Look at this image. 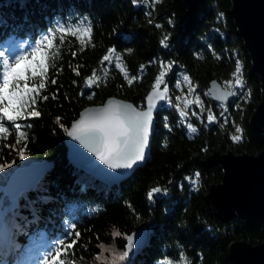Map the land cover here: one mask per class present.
Returning a JSON list of instances; mask_svg holds the SVG:
<instances>
[{
  "label": "trees",
  "instance_id": "obj_1",
  "mask_svg": "<svg viewBox=\"0 0 264 264\" xmlns=\"http://www.w3.org/2000/svg\"><path fill=\"white\" fill-rule=\"evenodd\" d=\"M231 9L232 0H205L184 31L182 0H144L139 7L129 0H0V51L8 55L11 40H42L39 47L47 66L43 75L24 82L29 87L46 84L36 105L30 100L35 93L26 97L25 115L35 108L41 116L18 121L32 125L22 129L29 133L26 159L3 147L15 144L11 132L7 139L0 134V165H12L0 172V186L20 166L54 163L32 191L15 200L0 188V205L12 206L0 220V264H19L31 238L46 234L53 250L63 247L58 240L71 243L75 231L81 237L70 253H62L65 264H238L229 255L232 241H264V223L248 225L238 216L222 220L206 198L210 185L223 177L220 165L205 164L209 155L264 150V132L250 121L261 101L262 82ZM81 17L91 28L84 38L69 31ZM165 37L167 47L161 44ZM105 55L109 61H103ZM162 71L168 99L157 113L147 163L111 184L73 166L66 158L63 135L80 111L110 96L143 108ZM237 75L242 88L235 86ZM90 78L94 83L88 87ZM212 79L234 90L229 102L212 99ZM177 91L192 103L176 99ZM234 135H240V141H233ZM22 147L23 142L16 145L17 150ZM153 188L161 191L149 199ZM142 225L150 230L149 244L135 258L119 261L125 237ZM114 231L121 236L113 237ZM101 245L107 251L102 252Z\"/></svg>",
  "mask_w": 264,
  "mask_h": 264
},
{
  "label": "water",
  "instance_id": "obj_2",
  "mask_svg": "<svg viewBox=\"0 0 264 264\" xmlns=\"http://www.w3.org/2000/svg\"><path fill=\"white\" fill-rule=\"evenodd\" d=\"M134 7H139L144 0H129ZM186 12L184 14V31L194 21L197 7L205 0H182ZM236 21L239 33L242 35L246 47L249 49L253 71L257 72L262 82V97L255 112L251 116V124L255 129L264 132V0H232L230 10ZM164 85L155 86L149 90L145 97L143 108L136 106L132 101L117 96L108 97L103 103L87 105L79 116L73 120L67 130L80 119L86 116H95L102 109L110 105H127L136 111H148V97L153 96V109L149 123V142L145 146V156L136 162L131 169H110L99 160L95 153L90 151L80 141L63 135L66 148V158L75 167L90 172L93 177L104 183H116L143 167L150 158L153 136L157 127V113L160 111L167 98L161 100L156 95L162 93ZM208 92L217 102L227 103L233 97L232 88L225 87L219 80L212 79ZM206 165H220L223 168V177L217 184L209 187L206 195L207 201L213 207L220 219L238 216L248 225L264 223V150L258 154L234 153L232 150L225 152L214 151L205 160ZM52 161H32L27 165L16 168L7 178L3 190L11 200L17 199L21 193L32 191L37 183L53 168ZM133 237V245L129 258H135L151 240L150 230L147 225H142L130 232L125 237L124 251L127 249V237ZM229 255L238 264H264V241L253 245L245 240L232 241L228 246Z\"/></svg>",
  "mask_w": 264,
  "mask_h": 264
},
{
  "label": "snow or ice",
  "instance_id": "obj_3",
  "mask_svg": "<svg viewBox=\"0 0 264 264\" xmlns=\"http://www.w3.org/2000/svg\"><path fill=\"white\" fill-rule=\"evenodd\" d=\"M156 27H160V25H156ZM59 31H63V29H59ZM90 33L91 28H88L85 35H90ZM72 34L75 35V32ZM44 40L48 41L49 44L52 43L47 36L44 37ZM166 40L167 37L161 41V44L165 47H167ZM39 43H43V41ZM61 43H63V40H61ZM109 51L113 50L110 49ZM109 60V55L103 56V61ZM45 61L46 57L42 54L39 44L37 48L33 49L31 59H28L25 54L17 56L9 53L6 55L5 52L0 51V134H3L4 139L8 138L10 132L14 135L15 144L11 146L5 144L3 147H9L12 150L18 151L20 160L26 159L25 150L27 149L29 140L28 131L22 129H30L32 125L30 123L22 124L18 121H29L41 116V112L35 110V108L25 115V110L28 106L26 97H28L29 93H35L36 95L31 97L30 100L31 105H36V97L39 96L40 90L45 89L46 84L41 81L38 86L29 87L25 83L23 88H21L19 82L28 79L26 73L29 70L33 77L43 75L47 71ZM167 67L170 68L171 64L169 63ZM235 72L237 74L241 72L239 62H237ZM164 76L165 72H160L159 78L156 81L157 87L163 82ZM183 79L187 81L188 76H184ZM51 83L56 84L57 81L52 80ZM93 83L94 81L90 78L88 87H91ZM128 83L131 84L132 81L129 80ZM229 84L231 85L232 82L229 81ZM235 86L238 88L243 87V81L239 75L236 76ZM167 91L168 89L165 87L162 93H157L156 95L159 99L163 100L165 99L164 93H167ZM231 94L235 95L236 93L232 92ZM52 98L55 99L56 97L53 96ZM48 99V96L43 97L45 101ZM147 99L148 111L139 112L127 105H117L115 107L110 105L108 108L102 109L95 116H86L80 119L72 126L70 131L67 129L65 131H67L68 136L80 141L81 144H84L85 147L94 152L96 157L106 164L108 168L131 169L136 162L144 159L145 146L149 142V123L154 105L152 103L153 96H149ZM181 115H184V113H181ZM213 119L214 117L211 115L208 117L209 121ZM189 127L191 132L195 133L197 131L195 127ZM236 132H241V129L237 127ZM232 139L238 142L241 136L234 135ZM21 142L24 143V147L17 150L16 145L21 144ZM11 166V164L0 165V172H3L5 168H11ZM160 191V188H153L148 193V198L151 199L155 193H159ZM71 227L75 229L77 226L73 224ZM72 235L75 236V239H71V243H66L63 239L56 241L57 245L63 247L54 248L51 252L47 253L45 256L46 264H49V260L50 264H65L64 259L61 258L62 253H70L81 237L79 231H75ZM112 236L120 237L121 233L114 231ZM126 243L127 249L119 255V261H124L129 256L133 245V237L128 236ZM100 247L102 252L107 251V249L103 248V245ZM99 258L98 255L97 259Z\"/></svg>",
  "mask_w": 264,
  "mask_h": 264
},
{
  "label": "rangeland",
  "instance_id": "obj_4",
  "mask_svg": "<svg viewBox=\"0 0 264 264\" xmlns=\"http://www.w3.org/2000/svg\"><path fill=\"white\" fill-rule=\"evenodd\" d=\"M90 27L89 25V21L87 18L85 17H81L78 22L73 23L70 26V29L73 30L74 32H76L79 37L84 38L87 35H85L86 30ZM42 40H39L37 43H33L28 39L25 40H20V41H15V40H11L8 43L7 46V50L12 54V55H21V54H25L27 55L28 59H31V53L33 51V49L37 48L38 44H40L39 42H41ZM48 43V41H46ZM117 54L114 53L113 56H116ZM38 63V61H37ZM39 72V69H38ZM26 75L28 76V78L31 75V71L29 70ZM25 81H20V87L23 88V85ZM163 82L160 84L162 85ZM157 86V85H156ZM167 87L164 84V88ZM229 88V87H228ZM168 89V87H167ZM182 89V87H180V90ZM169 92V90L167 91V93ZM178 92L176 93V95H178ZM180 101H184L186 103V105H189L190 103H192V100L186 96L185 93H183L181 91V93L177 96ZM168 99V97H167ZM169 105L171 104L170 102L168 103ZM4 185V184H3ZM1 189H3V186H0ZM11 207H7V205L1 206L0 205V220L3 218V215L5 213V211L7 209H11ZM51 244V240L50 238H48L47 235L43 234L41 235L39 238L35 239L32 238L29 241L28 247L26 248V254L24 256V258L21 261V264H45V256L47 253L52 251V248L50 246ZM108 252H112V251H108Z\"/></svg>",
  "mask_w": 264,
  "mask_h": 264
}]
</instances>
